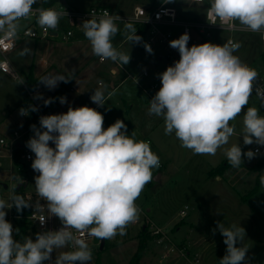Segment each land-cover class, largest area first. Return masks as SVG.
Returning <instances> with one entry per match:
<instances>
[{
  "label": "clouds",
  "instance_id": "9594fccd",
  "mask_svg": "<svg viewBox=\"0 0 264 264\" xmlns=\"http://www.w3.org/2000/svg\"><path fill=\"white\" fill-rule=\"evenodd\" d=\"M36 3L37 0H0V33L14 36L19 21L32 17L45 31L55 30L65 13L54 8L34 9ZM206 15L212 23L220 21L224 30H233L238 21L243 30L264 34V0H210ZM118 20L120 16L107 11L100 15L92 13L79 27L90 42L93 55L124 66L130 62V52L120 51L112 43L121 31ZM136 33L134 24L124 21L123 35L129 44L142 42L143 38ZM189 39L185 32L169 42L171 48L178 50L180 59L158 74L162 86L149 101L147 114L163 118L165 135L174 134L181 147L198 155H215L235 134V125L230 122L248 105L258 72L234 55L241 47L238 42H205L188 47ZM143 46L147 52H153L149 44ZM30 52L25 47L19 54ZM75 71L73 68L67 74L48 73L38 82L53 90L60 82L75 79ZM24 82L18 79V84ZM98 83L90 99L103 107L114 92L106 95L109 86L103 81ZM255 91L264 106V90ZM34 99L43 100L44 106L56 99L67 103L65 96L45 99L41 93ZM38 110L30 104L21 107L19 114L27 116ZM39 125L30 126L34 135L26 142L35 156L31 167L38 173L34 177L39 197L35 208L46 207L49 216L57 217L62 227L38 232L35 240L31 236L16 240L13 225L6 220V209L15 207L20 213L32 206V199L11 191L7 199L0 198V264H45L57 249L68 250L57 254L54 264H89L92 251L85 237L108 240L118 234L123 236L126 227L138 220L140 209L135 202L153 181V170L160 167L159 156L148 142L137 140L134 131L128 135L123 120L117 119L105 129L103 114L86 105L69 106L66 113L41 116ZM240 135L244 145L264 146V116L259 108L247 107ZM224 154L233 168H239L242 157L251 160L258 149L242 152L237 143L226 148ZM15 179L19 181L20 177ZM260 184L264 186V175L260 176ZM41 200L46 203L42 205ZM45 219L40 220L41 225ZM217 231L226 245V253L218 264H248V248L243 244L245 229L235 224L226 227L217 221L212 232Z\"/></svg>",
  "mask_w": 264,
  "mask_h": 264
},
{
  "label": "rangeland",
  "instance_id": "374dc122",
  "mask_svg": "<svg viewBox=\"0 0 264 264\" xmlns=\"http://www.w3.org/2000/svg\"><path fill=\"white\" fill-rule=\"evenodd\" d=\"M68 3L73 10L84 11L91 6H100L107 7L118 14L131 13L136 6L143 8L150 6V0H68ZM171 6L178 10L181 22L187 24L206 22L205 5L174 2ZM235 24L242 27L238 21ZM82 39H86L84 35ZM199 39L201 38L198 34L193 33L188 46L198 44ZM228 40L241 45L234 55H237L243 63L259 71V67L264 64V42L260 35L242 30L214 29L206 42L223 45ZM57 42L55 39L19 42L18 48L9 54L8 58L22 80L25 81L31 74L36 85L40 84L38 80L41 76L48 73L55 74V65H58L59 61L67 59L73 53L77 55L81 50L78 46ZM88 43L84 42V44ZM130 45L137 47L139 51L142 50L143 56L147 59L140 63L138 70L132 74L139 79L140 86L131 81L119 91L114 92L110 100L103 107L98 106L96 110L104 116L105 129L120 119L127 125L128 135L134 131L137 140L148 142L151 150L159 156L160 167L153 170V181L145 186L135 202L140 209L136 223L129 224L123 236L118 234L106 240L103 250H100L101 241L99 240L97 259H95L97 262L94 264H130L144 228L150 241L143 255L142 264H195V260L201 264L200 254L204 256L202 264H218V260L226 253V245L218 231L215 234L212 232L216 228L217 221H222L226 227L233 224L241 225L246 232L243 244L248 248L246 256L248 264H264V186L260 184V176L264 175L260 164H264V159L255 156L248 160L242 157L241 166L233 168L224 154V150L233 144L238 143L242 152L248 151L251 147V145L249 147L244 145L243 136L240 135L243 128V114L247 106H255L259 108L260 114L264 115V106H261V101L252 93L248 105L242 109L241 114L234 121L230 122L235 125V134L215 155L194 154L191 150L181 147L180 141L174 134L165 135L163 118L147 114L151 99L147 96L146 89L159 79L158 74L165 71L168 66L164 61L160 62L159 70L155 71L154 65L150 62L152 55L143 49V42ZM25 47L30 48L31 52L21 56L19 53ZM81 47L85 46L81 45ZM62 56L65 59H61ZM43 58L47 61V69L42 70L43 74L36 78L31 72L36 68L35 65L42 66ZM145 67L150 74L148 78L142 76ZM154 71L155 76H153ZM110 80L105 78L102 81L108 85ZM63 83L61 82L53 90L40 84L46 90L43 97L45 99L57 97ZM95 88H97L96 81L89 84L88 92L93 95ZM106 92H110V89L108 88ZM134 93L138 99L129 97ZM26 98L27 94L22 84H18L0 72V140H10L17 132L20 135V145L24 148H27L26 142L30 138H28L29 131L23 126L24 117L19 114V109L23 107L22 103ZM29 105L27 104L26 107ZM87 106L94 108L96 104L88 101ZM49 107V105L43 106L45 115H50ZM39 126L38 124L37 127ZM49 143L52 147L51 142ZM17 152L23 155V149ZM2 162L6 170L4 172L0 168V197L7 199L11 191H16L20 182L15 179L16 168L10 171L7 168L10 167L9 161ZM20 162L27 166L31 179L38 175L31 167L32 161L26 162L21 159ZM223 164H226V169L223 170L221 176L223 182L220 183L215 180V177L218 176L217 173ZM22 177L25 179L26 175ZM16 185L17 187L14 188ZM34 185L28 186L27 190L30 193L36 192ZM256 186L258 187L256 193L250 195L249 193ZM24 194L25 192L22 191L19 195L24 196ZM236 203L239 209L236 208ZM182 211L187 213L186 218L181 217ZM11 214V209H6V217ZM12 220L18 222L15 218ZM57 221L60 222L58 218ZM32 230L29 236L35 235L36 231L34 228ZM90 244L93 245L94 241ZM66 250L68 249L54 250L52 260L46 261L45 264H54L56 255ZM144 256H146L145 259Z\"/></svg>",
  "mask_w": 264,
  "mask_h": 264
},
{
  "label": "built area",
  "instance_id": "2783aa9c",
  "mask_svg": "<svg viewBox=\"0 0 264 264\" xmlns=\"http://www.w3.org/2000/svg\"><path fill=\"white\" fill-rule=\"evenodd\" d=\"M174 2H186L191 5H205L206 6V14L208 7L210 6V0H171V2H167V0H163L162 4L158 7L152 8L151 6L147 8H143L140 6H136L134 10L131 13L128 14H118L111 9L107 7H100V6H91L87 10L79 11V10H73L69 5L59 4L55 7H53L55 10L59 12L65 13L60 19L58 27L53 29H48L45 31L42 29L36 22V17H32L31 19L21 20L19 21L20 27L17 30V33L13 35H5L4 33H0V72L4 75L9 76L12 80L18 83V79H21V77L18 75V73L15 71L13 65L11 64L8 55L13 53L19 45V42L24 40H34V41H51L52 39L57 42H60L62 44H70L79 37H82L84 34L79 27L84 20L90 19L91 14L95 13L96 15L102 14L104 11H107L109 14H115L120 16L121 20L116 21L118 26L120 27L121 31L117 33V35L113 38V45L118 50L125 45L126 43H129L125 36L123 35V27H124V21H129L134 24V26L137 28V35L141 36L143 38L142 42L147 43L151 46L153 52L150 53L157 59L164 61L167 65L173 66L176 61L180 59V55L178 50L173 49L169 46V42L175 38V34L173 32V28L180 27L182 29V33L187 32L189 36L191 37L193 33L198 34V36L206 41L211 37V31L214 29H223L220 26V21H216V23H212L211 20H208L206 15V22L205 23H195V24H187V23H180L179 17H178V10L175 7H172L171 4ZM34 9L37 7H33ZM67 13V14H66ZM242 30L243 32H251L247 30H243L242 27L236 26L231 31H239ZM260 35L261 40L264 42V34L260 32H256ZM121 40V41H118ZM117 44V45H116ZM144 47V46H143ZM191 47V46H188ZM145 49V48H144ZM111 60H105L101 61L98 57V62L101 64H104ZM258 72V78L254 82V90L253 94L261 101V99L257 96V93L255 89L260 88L264 90V72L257 71ZM142 76L145 78L150 77V74L147 70H144L142 73ZM136 80L138 83H136ZM134 82L140 86L139 79L135 78L131 73H127L124 80L119 83V85L115 86L114 84L111 86V92H116L119 87H121L126 82ZM23 88L26 91L27 98L31 101V103L38 107V113L40 116H45V113L43 111V100H36L34 99V96L37 93L45 95V90L42 87V85L38 84L35 86L34 89H30L27 84V77L25 82L22 84ZM161 81H154L149 87L146 89L147 96L152 99V97L156 94V92L161 87ZM20 135L15 132L14 136L10 140L1 139L0 140V168L2 171L5 172V165L2 161L7 160L9 161L10 167H7L10 171H13L14 167L17 170V173H14L16 177H20V184L21 186H24L27 184L26 179H24L20 173V166L19 164H23L20 162L21 159L25 160L26 162L33 161V153L30 149L21 147L19 148L18 145H20L19 142ZM52 147H55V145L51 142ZM247 146V145H246ZM249 147V145H248ZM23 149V155L21 154L19 158L17 159L16 153L17 151H20ZM245 149V148H244ZM258 154L256 157H260L264 159V146L257 145L255 143L251 144V147H249L248 150L257 151ZM4 159V160H2ZM17 160V161H16ZM18 162V163H16ZM12 166V167H11ZM2 176H4L2 174ZM18 185V186H19ZM18 188V187H17ZM16 188V192H17ZM25 199H28L31 197L32 206L27 208L30 212L29 216L27 217V222L29 225L30 230L28 231L31 235L33 232V228L38 232L42 231H48V230H59L62 227L61 222L57 221V217L55 216H49V213L47 212L46 207L42 209H36L35 208V202L39 199V197L32 193L24 194L23 196ZM1 198V197H0ZM42 205H44L45 201H40ZM11 208V212H12ZM181 217L186 218L187 213L182 211ZM14 217L9 216L7 220L13 225V235L16 239L17 235L19 234L15 232L16 229H18L17 224L22 220L19 217H16L15 219L18 220V222H13ZM42 218L45 219V223L41 225L40 220ZM136 223V221H135ZM35 235H32L31 238L35 240ZM86 242L89 245V248L92 251V260L89 262V264L96 263L95 261L96 255L98 254L97 248L99 246V240L96 238H87L85 237ZM91 241H94V244H90ZM101 243V242H100ZM199 261L195 260V264H198ZM76 264H80V262H76Z\"/></svg>",
  "mask_w": 264,
  "mask_h": 264
},
{
  "label": "crops",
  "instance_id": "0c3cea01",
  "mask_svg": "<svg viewBox=\"0 0 264 264\" xmlns=\"http://www.w3.org/2000/svg\"><path fill=\"white\" fill-rule=\"evenodd\" d=\"M38 2H40V1H38ZM178 17H179V12H178ZM179 22L184 23V22H181L180 20H179ZM173 32L175 34L176 39H178L180 37V35L183 34L182 29L180 27L173 28ZM81 38L82 37H79L78 39H76L72 43L68 44V45H75L76 47L78 46L81 49L80 51H78V54L75 55V53H73V55L68 56L67 59H65L62 56L61 59H65V60H61L58 62L59 63L58 65H55V74H57V73L67 74L73 68H75L76 71H75V79H72L69 81V85H68L66 91L61 95V96H65L67 98V103L61 104L59 102V100L56 99L55 102H53L49 105L50 107L48 110H50V114L66 113L69 106H71L73 108L81 107V106H85V105L87 106V102L91 101L90 97L92 95L91 93L88 92L89 84L96 81L97 87H99V83H98L99 81H102L105 78H107L108 81L110 79H112V80H110V82H108V86H109L108 88L110 89V92H111V86L113 84L115 86L119 85V83H121L124 80L127 73L133 74V72L138 70L139 64L142 63L143 61L147 60L143 56V54L141 52L142 50L139 51V49H137V47L131 46L129 43H126L125 45H123L120 48V51H123L125 53L130 52L131 58H130V62L127 65L122 66L118 62H112V61H108L104 64H101L98 62V57L92 54L91 45H90V42L87 40V38L85 37L86 39H82V40H81ZM85 41H87L89 43L84 44ZM205 42L206 41L199 39V43L194 44V45H199V44H202ZM81 45L85 46V47L83 48V47H81ZM61 48L63 49L62 46H61ZM61 48H59V49H61ZM150 62H152V64L154 65L153 66L154 70L157 71V70H159L160 62H163V61L157 59L156 57H154L152 55ZM41 63H42V66L39 64L35 65L36 68H34L31 72V73H33V75L36 78H39L43 74L42 70L45 71L47 69L46 68L47 67L46 59L43 58ZM167 66H169V65H167ZM146 68L147 67H145V70H147ZM259 71L264 72V64L261 67H259ZM155 75H156V72L153 74V76H155ZM27 78H28V76H27ZM159 80L160 79H157V81H159ZM128 83H130V82L124 83L121 87H119V89L117 91L122 89ZM60 84H61V82L59 83V85ZM45 92H46V90H45ZM106 95H107V92H106ZM126 95H128V94L126 93ZM61 96H59V97H61ZM129 97L130 98L134 97V99H138L135 93ZM55 98H58V97L55 96ZM97 107H98V105H96V107H94V108L96 109ZM25 108H27V107H25ZM130 108H132V106ZM29 115H30V112H29ZM29 115L23 116L24 119L22 122L25 123V121L29 117ZM28 131H29L28 138H31L32 130L30 129ZM25 175H26L25 179L27 181V184L23 186V191L25 192V194H27V193H30L27 190L28 186H30V184L34 185L35 179H34V177H33V179L30 178L29 173L27 172V166L26 165H25ZM221 176L220 175L216 176L215 180L222 183L223 179ZM160 177L161 176H159V178ZM242 179H244V178H242ZM233 189L236 190V188H233ZM35 193L36 192H34L32 194H35ZM243 201H245V200L243 199ZM235 206L237 209H239V206L237 203L235 204ZM246 209H248V208H246ZM7 218H8V216L6 217V219ZM145 257L146 256H144V259H145ZM200 257H201V264H202L203 263V257H204L203 254H200ZM141 264H142V262H141Z\"/></svg>",
  "mask_w": 264,
  "mask_h": 264
},
{
  "label": "trees",
  "instance_id": "16d2710c",
  "mask_svg": "<svg viewBox=\"0 0 264 264\" xmlns=\"http://www.w3.org/2000/svg\"><path fill=\"white\" fill-rule=\"evenodd\" d=\"M64 2H67V5L69 4L68 0H40V2H37L36 4H34L33 7L53 8V7H55L59 4H62ZM162 2H163V0H150V6L152 8H155V7H158L159 5H161ZM27 84H28V87L30 89H34L36 86V81L33 80L31 74L27 78ZM68 85H69V83L67 85L65 83H63V85L60 87V89L58 91L57 97L61 96L66 91ZM27 104L33 105L28 98H26V100L22 103V106L26 107ZM247 107H249V106H247ZM247 107H246V111H247ZM260 115H262V114H260ZM262 116H264V115H262ZM40 117L41 116L37 111L36 112L30 111V115L26 119V121L24 123V127L26 129L30 130L31 125H33V124L38 125L39 124V118ZM18 155L20 156L19 153H18ZM19 166L21 168V170H20L21 175L25 176V165L19 164ZM225 167H226V164H223V166L221 167V169L219 170V172L217 174L221 176L223 174V170L226 169ZM260 168L264 170V164L261 163ZM257 189H258V187L256 186L253 190H251V192L249 194L254 195L256 193ZM22 191H23V186H21L20 189L17 188V193L20 194V193H22ZM29 214H30V212L27 208L23 209V211L20 213H18L16 211L15 207H13V209H12V216L14 218L19 217L22 219L17 224V227L19 229V234L17 235L16 240H18V241H21V240H23L24 237L28 236V231L30 230V228H29V225L27 222V217L29 216ZM146 234H147V231L145 229H143L142 235L139 238L137 251H136L135 255L132 257L130 264H141L143 255H144L145 251L147 250L148 243L150 241L149 237H147Z\"/></svg>",
  "mask_w": 264,
  "mask_h": 264
},
{
  "label": "water",
  "instance_id": "95a60500",
  "mask_svg": "<svg viewBox=\"0 0 264 264\" xmlns=\"http://www.w3.org/2000/svg\"><path fill=\"white\" fill-rule=\"evenodd\" d=\"M64 5H67V2H64L63 3ZM19 148H21L22 146L21 145H18ZM21 188V185L18 186V189ZM145 229V228H144ZM101 241V244H100V250H103L104 247H105V243H106V240H100Z\"/></svg>",
  "mask_w": 264,
  "mask_h": 264
}]
</instances>
